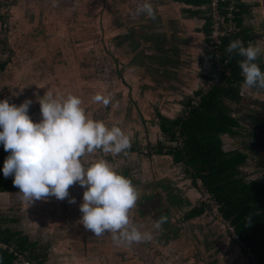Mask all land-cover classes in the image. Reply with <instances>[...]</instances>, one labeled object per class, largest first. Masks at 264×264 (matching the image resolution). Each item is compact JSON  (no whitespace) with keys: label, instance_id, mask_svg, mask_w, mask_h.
<instances>
[{"label":"rangeland","instance_id":"rangeland-1","mask_svg":"<svg viewBox=\"0 0 264 264\" xmlns=\"http://www.w3.org/2000/svg\"><path fill=\"white\" fill-rule=\"evenodd\" d=\"M96 1L97 0H83L80 10H76V4L72 3L70 0H20V2L16 3L14 6L12 3L17 2L16 0L4 1L5 6L2 12L5 13L8 11V15H6L5 21L0 20V99L7 98L10 103H15L17 105L22 103L25 99H31L32 103L28 111H40L38 99L40 96H43L47 89L57 93L58 95H64V91L57 90L54 85V78L59 80V76L62 71L59 72V70H61L60 68L56 71L52 70H55V63H59L63 60L65 55L75 56L76 61L79 57H81L77 54L76 50L69 53L67 46L71 44V40L74 44L84 43V41H88L90 38L96 37V35L91 32L95 29V26L102 28L103 24H105L103 19H101L102 21L95 22L92 18L91 14L94 12L95 7L90 10L87 9L90 5L94 6V4L97 3ZM113 2L115 4L116 0H113ZM10 4L11 6H9ZM123 7L126 9L124 3ZM67 13H69L68 19L70 20V24L67 26L69 27L68 32L76 33L75 36L66 32H60L63 28V25L61 26L62 19ZM118 19L119 17L114 18L113 24H116L117 26H121V24L123 25L124 22ZM168 29H170V27H168ZM37 34H41L39 37H42L43 40L41 38H37ZM77 36H80V38L78 39ZM107 41L108 39L105 42L99 43L97 38L95 43H93L92 46H87L88 48H85V50H87L86 52L88 54L90 53L93 56L92 63L89 67H94L95 74L93 76H95L96 80L101 82L97 86L99 87L101 85L103 90L104 88L112 90L115 83L118 82L120 76L123 74V68H117L116 64L111 62L109 63L107 55L108 53H117L119 50L120 52H123V47L121 48L116 43L110 41L107 45L109 46L108 51L107 47H105V43ZM179 42H176L177 45H180ZM161 48H163V43L161 44ZM162 51L164 54H167L164 49ZM86 52H84L83 55H85ZM189 53H191V51H188L187 53H185V51L180 54L177 53L176 56L173 57L174 59L168 58V60H170L169 62H167L165 56L161 58L163 55L156 54V59L163 64L164 68L160 69L161 73L163 72V75H160V73L158 79L155 77V82H153L154 85H151L155 86V84H159L156 86L157 89L160 90L165 88L166 90H164V92H158L157 94H154V91H152L155 97L148 100V104L150 101H153L149 104L148 109L162 110L163 112H166V114H169L171 118H176L178 114H180V116L184 114L183 103L190 97L187 95L184 96L181 92L176 94L173 89H177L178 91L180 90V87L176 84H178L177 80H182V74L184 72L182 68H184L187 64V58H190L188 56ZM196 54L197 55L192 56L193 58L195 57L193 61L190 59L191 64L194 61H198V53ZM121 56L123 57V53ZM70 59L73 60V58ZM3 63L7 64L4 68H1V64ZM67 63L69 64V62ZM171 65H173L174 69L169 68ZM191 73L192 75L200 77V73L194 65H191ZM151 77L152 75L150 78ZM150 78L149 73H144L143 76L141 75L139 77V85L141 86L139 89L138 85L134 84L125 91H120V93L115 89L112 90L110 94L113 96L110 98V103L103 107V112H101L104 116H107L106 114L112 111L109 109L115 108V112L120 113L121 117H123L122 113H126V110L130 108V111H128V117L132 119L129 114L134 110L133 107H136V102L140 105L141 114H147L143 117V124L148 127L145 129L144 125L140 121L133 122L127 119H125L124 125L125 133L130 137L131 148L136 149L135 152L127 150V155H124L123 153L112 155L110 153L105 154L101 150L97 149L93 153H86L83 157V161L85 165H87L99 158L107 159L114 169L130 178L132 184L137 188L138 193L141 196L145 193L149 195L148 197L150 200H148L147 204L149 207L148 211L153 212V217L156 216V214L157 217H160V213L166 209L165 206H161L160 199L167 197L169 195V190H165L164 187H161V189L165 191L159 192L154 187V184H152V182H154L152 179V170L154 168L152 161L154 162V160L149 159V157L144 154V149L149 148L147 145L148 141L151 139L154 144H156L157 139H163L166 142L168 140L165 135L162 134L159 126H155L157 122L159 124V121H154L151 114L146 112V107L138 101L139 97L142 102L143 99H145L144 97L149 90L146 80ZM172 80H176V83H173ZM95 83L98 82L96 81ZM200 84L202 83L198 84L197 89L201 86ZM73 87L72 89L74 91H76V88L79 89L77 85H73ZM98 89L100 90V88ZM137 93H139V97L137 96ZM173 93L176 95L172 96ZM195 93L196 92H192V98L195 97ZM37 117L40 120L41 114L39 113ZM152 124H154L153 127ZM258 124H261V121H258ZM240 133H242L243 138L235 136L226 140L225 137L222 138L221 136V139L224 140L223 144L225 147L223 146V148L225 151L228 149V151H230V149H235L237 145L241 144V141L243 146L245 145L243 142H247V140L243 139H246L247 136L249 137L250 130L246 126H243ZM174 144L180 145L178 141L174 142ZM7 155L8 153L6 156ZM252 156H256L257 158L252 159ZM161 159H163L162 161H167L170 162L169 164H172L169 156L160 158V160ZM263 159L264 153L261 154V151L259 150L257 151V154L250 153L246 158L245 163L240 164L241 166L239 168L241 173L245 176V178H247V180L252 177H257L258 174H260L259 176L262 175L260 172L264 171ZM129 174L132 176H129ZM137 176H141L145 183L142 184L143 181H141V183L139 182V185L135 184V179H137V182L139 181ZM262 177H264V175ZM70 187L71 185L68 189L69 197H75L74 203H70L66 197L64 199H57L54 196H50L48 197L50 199L44 202V204H42V201H35L34 207L30 204L29 208L27 203L26 205H21L23 206L22 208H19L12 200V197H10V201L12 200L11 206L6 210H9L8 215L11 217H7H13L16 221L11 223L7 220H3L0 222L2 226L9 225L12 229L20 230L24 234H27L30 241H37L39 247L38 250L47 255V264H58L61 261V253L59 254V251L68 252L69 256L72 255L71 258L73 260L76 259L75 257L77 253L82 252L83 254H87L89 251L88 243H91L89 239L90 234H87L86 232L91 230L85 229L83 224L80 223L82 213L80 212L79 205L82 202L84 190L78 182L74 183L72 188ZM155 202H158V208ZM31 209L36 211L31 212ZM25 211L30 212L32 219L37 213V219H39L38 217L40 216L42 217V220H47L48 218L49 221L32 224L31 226L24 215ZM3 214L6 213L3 212ZM205 219H207L206 216ZM182 225L187 231L182 233L186 232L185 237L189 239L188 241L194 242L193 232L192 235L188 233L189 229L187 225H189V223L185 221ZM197 225L198 223L195 222V226ZM45 228H50L53 232L52 235L45 234L44 232L47 231ZM166 228L168 229L161 234V240L155 237L149 241L147 245L137 246V248L133 247V250L137 251V256L142 259L143 264H175L173 254L175 253V248L178 247L175 246V243L178 244L177 242H180L179 240L182 238V229L177 231V228L174 226ZM175 235H178L176 239L174 237ZM74 237H80L81 241H85L87 245L85 247H81L80 250H77L78 246H71V242L74 240ZM166 242L170 243L169 247L163 245V243ZM234 243L236 245H240L235 241ZM139 247H142V249H139ZM55 251H57V253H55ZM229 251H231L229 254H226L225 256L221 255V259L232 262L235 255H240L237 247L230 248ZM179 259L184 261L183 258ZM83 261H86V264H93L90 258H85ZM16 262H19L18 258L16 259Z\"/></svg>","mask_w":264,"mask_h":264},{"label":"clouds","instance_id":"clouds-1","mask_svg":"<svg viewBox=\"0 0 264 264\" xmlns=\"http://www.w3.org/2000/svg\"><path fill=\"white\" fill-rule=\"evenodd\" d=\"M132 15L155 19L151 0H138ZM225 50L241 57L238 65L242 88L264 89V70L257 63L261 48L236 38ZM92 100L105 106L110 103L109 96L100 93L94 94ZM38 102L41 119L33 121L28 111L31 99L19 105L7 98L0 99V144L8 152L0 171L5 177H13L21 199L29 204L49 196L64 199L69 196V186L78 182L84 188L79 209L80 223L85 229L94 236L110 233L118 246L151 241L166 217L153 220L150 229L133 223L130 210L138 192L130 178L114 169L105 158L87 165L83 161L86 153L97 149L105 154L127 155L130 137L118 123L108 126L89 117L78 95H58L47 89ZM69 202L74 203L75 197Z\"/></svg>","mask_w":264,"mask_h":264},{"label":"flooded vegetation","instance_id":"flooded-vegetation-1","mask_svg":"<svg viewBox=\"0 0 264 264\" xmlns=\"http://www.w3.org/2000/svg\"><path fill=\"white\" fill-rule=\"evenodd\" d=\"M5 0H0V20L1 18H6V15H8V11L5 13L2 12L3 8L5 6L4 4ZM17 2L12 3L13 6L16 5V3H19L20 0H16ZM29 1V0H28ZM72 3L76 4V10H80V7L82 5L83 0H70ZM123 1L124 0H116L115 4L113 0H97L96 4L94 6L90 5L87 7V9H93L95 7L94 12L91 14L92 18L95 22L102 21L105 24H103L102 28H99L95 26V29L92 30L96 37L90 38L88 41H84V43H77L74 44L72 40L70 41V45H68L69 53L73 52V50L77 51V54L81 57L78 58L76 61L75 56H69L65 55L63 60H61L59 63L56 62L55 64V70H59V68L62 71L59 76V80H56L54 78V85L57 90H63L64 95H67L68 93H72L75 95H78L82 99V106L85 108L86 113L89 117L102 120L105 122L106 125L111 126L113 123H118V125L122 128V130L125 131L124 125H125V119L131 120L133 122H141L143 124L144 118L147 114L142 115L140 112V105L136 102V107H133L134 110L131 111L129 114L132 119L128 117V110H126V113L123 112V117H121L120 113L115 112V108H111L109 110H112L110 113L106 114L104 116L101 112H103V107L105 105L95 102L92 100V96L96 93H100L102 95L109 96L111 98L113 95L110 94L112 90H117L119 93L120 91H125L128 88V84L126 81L125 73H123L120 76V79L116 80L117 83L113 86L112 90H107L101 87V85L98 87L100 81L96 80L95 76V70L94 67H89V65L92 63V55L87 53L85 48L87 49V46H92L93 43H95L96 39L98 38L99 43L105 42L107 39L108 41L105 43V47H107L109 51V42H114L121 48L123 47L124 37L123 35L128 31V28L136 27L133 26V21H127L129 16L128 11L123 7ZM11 6V4L9 5ZM62 14V13H61ZM69 13L65 14V17L62 19L61 26L63 25V28L60 30V32H66L68 34L76 35V33H69L67 27L70 24V20L68 19ZM124 22L123 25L117 26L116 24H113V19L118 18ZM118 19V20H119ZM208 23V20H207ZM57 26V24H56ZM55 26V30H56ZM41 35V34H40ZM40 35L37 34V38ZM208 32L206 33V39L207 41V52H204L206 55H209L208 62L210 64V67L212 66V58L211 53L209 52L208 47V39H207ZM73 36V37H74ZM79 39L80 36H77ZM140 39H142L140 37ZM43 40V39H42ZM164 45L168 46L169 44L167 42H162ZM138 49H142V46L139 43ZM85 55H83V53ZM113 53V52H112ZM123 52H120V50L117 53L109 54L107 55L109 63L116 64L117 68H123L124 66V59L121 56ZM70 58H73L71 60ZM69 62V64L67 63ZM184 74V73H183ZM182 74V76H183ZM209 77V74L207 75ZM202 79V77H201ZM98 83H95V82ZM123 82V83H122ZM126 82V83H125ZM207 80H201L200 84L197 89V92L195 93V97H198L199 93L203 92V87L206 85ZM69 85V86H68ZM73 85H77L79 89L76 88V91L72 89ZM74 88V87H73ZM100 88V90L98 89ZM72 89V90H71ZM151 93H147L146 96L149 97ZM190 97V96H188ZM143 102L141 101L140 97L138 98V101L142 103L144 107H146L149 114H151V117L157 121H159L155 124V126H159L162 134L165 135L167 138V142L163 139H157L156 144L153 143V140L148 141L149 148L144 149V154H146L149 159L154 160L152 161L153 168V180L152 184H154V187L157 189V191L164 192L165 190H169V195L165 198H161V206H165L166 209L160 213V216H165L166 221L162 225L161 230L154 231V236L157 237L159 240L162 239V233L165 232L168 228L166 227H172L174 226L177 228V231L182 229L181 233L186 231L182 223L185 221L189 223L188 226V233L192 235V232L194 234V242L188 241L187 237H185V233H182V238L179 240L180 242L175 243V246H178L175 248V253L173 254V260H175V264H252L249 256L244 251V249L240 245H236L234 243L233 236L231 234L230 230V224L229 222L220 216L219 214L212 213V210L209 208L208 205L204 203L202 200V192L197 184V181L191 172V169L187 163H185L182 160H176V157L174 154L168 153V146H175L174 142L175 140H171V138L168 136V131L164 129V126L167 128L170 127L169 122L165 123L163 126V122L160 116H163L166 119H169L171 122L176 120L178 117H181L180 114L176 118H171L169 114H166V112H163L162 110H150L148 109L149 104L153 101H150L148 104V100H150L147 97H144ZM194 98L192 96L183 103L184 107V114L187 113L188 109V103H192L194 101ZM4 99V98H3ZM146 102V104H145ZM160 102V101H159ZM145 104V105H144ZM185 104V106H184ZM115 109V110H114ZM100 110V111H99ZM100 112V113H98ZM183 114V115H184ZM160 115V116H159ZM248 124V122H247ZM145 129L148 126H145L143 124ZM154 124H152V127ZM236 126V123L234 124ZM256 124L248 125L247 128L250 130L249 137L247 136L246 139L247 142H243L245 147L242 144L237 145V147L234 149V151L246 153L247 157L250 153L257 154L258 151H261V154L264 153V148L262 149L261 142L264 138V134L262 130L259 127H256ZM259 135H263V137L259 138ZM252 141V143H251ZM249 143H251V146H249ZM162 146V148H161ZM161 148V150H160ZM246 148V149H245ZM130 151H134L136 149L130 148L128 149ZM162 153V154H161ZM165 156H169L171 158L172 164H169L170 162L162 161L160 158H164ZM246 157V158H247ZM256 156H252V159H256ZM246 160V159H245ZM264 160V159H263ZM174 166V167H173ZM183 167V168H182ZM167 168V169H166ZM264 172V171H263ZM263 172L261 176L258 174L257 177H252L251 179H257L260 182L264 181V175ZM256 174V173H255ZM131 174H129L130 176ZM132 176V175H131ZM135 179V184L139 185L141 181H143L142 184L145 183L144 180H142L141 176ZM136 177V178H137ZM140 182V183H139ZM160 189H159V188ZM161 187H164L165 190L161 189ZM137 189V188H136ZM84 190V188H83ZM138 192V190H137ZM145 193L144 195H140L138 193V199L134 205V207L130 210V219L133 221V223H137L139 225L143 226V229H150L152 221L159 218L156 216L153 217V212L148 211V200L149 195ZM145 196V197H144ZM151 196V195H150ZM146 200V201H145ZM139 202V203H138ZM141 202V203H140ZM157 204L158 208V202H155ZM144 213V214H141ZM140 214V216H139ZM205 216L207 219H205ZM222 217V219H221ZM205 219V220H204ZM195 220V221H194ZM195 222L198 223L197 226H195ZM179 224V225H178ZM186 226V227H187ZM180 227V228H179ZM142 229V230H143ZM87 234H90V241L88 243L89 248V254L90 259L93 264H143L142 259L137 256V251L133 250L134 248H137V246H144L147 245L148 242H141V243H135L131 246H125L123 244L116 245L112 238L110 233H105L102 236H94V233L92 231L86 232ZM189 235V234H188ZM92 237V238H91ZM175 239L178 237V235L174 236ZM180 237V236H179ZM174 241V239H173ZM164 246L169 247L170 243L166 242L163 243ZM71 246L80 247L81 248V238L80 237H74V240L71 242ZM237 247L239 249L240 255H235L232 260V262H229V260L224 261L221 259V255L225 256L226 254H229L231 251H229L230 248ZM139 249H142V247H139ZM144 252V251H143ZM183 258V260L179 259ZM189 259V260H187ZM187 260V262H186Z\"/></svg>","mask_w":264,"mask_h":264},{"label":"trees","instance_id":"trees-1","mask_svg":"<svg viewBox=\"0 0 264 264\" xmlns=\"http://www.w3.org/2000/svg\"><path fill=\"white\" fill-rule=\"evenodd\" d=\"M210 1L196 0L199 4L207 6ZM1 20L5 21V18ZM209 30L208 22L206 31L209 32ZM236 36L246 42L243 31H239ZM236 36L229 35L223 38V52ZM225 56L227 57L226 68L229 69L230 74L213 86L208 93H199L200 101L197 105L188 103L187 113L172 122L159 116L163 126L169 122L170 127L164 126V129L169 132L168 136L171 140L180 143V145L168 146V153L174 154L176 160L189 163L194 177H200L205 184L207 183L208 190L219 203L221 216L234 227L242 243L250 246L255 254L256 263L264 264V181L247 180L239 168L247 154L234 150L225 151L222 146L221 135L234 134L231 127L233 123L230 117L231 110L226 105V101L240 102V86L243 80L238 65L241 58L235 53L226 52ZM211 58L213 60V55ZM6 64H1V68H4ZM261 146L263 149L264 138ZM7 153L3 148L0 154V169L3 167ZM15 189L18 187L13 184V177H5L0 171V191ZM3 220L11 223L16 221V219L0 215V222ZM0 240L15 245L22 252L28 251L29 257L35 259L37 264H47V255L38 250V242L30 241L28 235L20 230L2 226L0 223ZM16 259L13 253L0 248V264H18Z\"/></svg>","mask_w":264,"mask_h":264},{"label":"crops","instance_id":"crops-1","mask_svg":"<svg viewBox=\"0 0 264 264\" xmlns=\"http://www.w3.org/2000/svg\"><path fill=\"white\" fill-rule=\"evenodd\" d=\"M226 1L228 0H225V2ZM233 1L237 2L241 6V11L237 20L239 31L244 32L246 36V43L252 42L261 48L262 55L258 57L257 63L261 69L264 70V0ZM123 3L129 13L127 21H133V26H136L132 27V29L129 27L128 31H126L123 35V59L125 61L123 73H125L126 81H128V88L137 84L139 89L141 87L139 85V77L141 75L143 76L144 73H149V78L151 75L152 77L147 79L146 83H148L147 87H149L148 93H151V95H149V97L145 95V97L151 100L155 97L153 93L157 94L158 92H164V90H166L165 88L160 90L157 89L156 86L159 84L152 86L154 85L153 82H155V77L157 79L159 78V74L161 73L160 69L164 68L162 62H159V60L156 59V54L163 55L161 58L165 56L167 62H169L170 60H168V58L174 59L173 57H175L177 53L180 54L184 51L185 53L191 51V53L188 54L190 58H187L188 62L185 67L182 68L184 70L182 80H177L178 84L176 85L180 87V90L178 91L177 89H173V91L176 92V94L181 92L184 96L187 95L191 97L193 96L192 92H197V86L201 83V80H207L206 83H208L211 78L212 66L210 67L208 62L209 55L204 53L207 52V41H205L207 33V5L201 3L199 4L196 0H151L155 10V19H151L145 16L137 17L132 15L138 0H124ZM168 27H170V29H168ZM140 37L142 39H140ZM162 42H167L169 45L166 46L163 43V48H161ZM176 42H179L181 46L177 45ZM139 43L142 46V49H138ZM163 49L167 52V54L163 53ZM196 53H198V61H194L191 64L190 61H193L195 58L192 56L197 55ZM210 55L212 56V54ZM221 59L225 65V74L222 77L223 79L230 73L229 69L226 68L227 57L223 55ZM213 64L214 61L212 60V65ZM191 65H194L198 69L200 77L192 75ZM169 68L174 69L173 65L169 66ZM162 73L160 75H163ZM208 74L209 77L206 76ZM172 82L176 83V80H172ZM152 91L154 92L152 93ZM176 94L173 93L172 96ZM240 94V102L233 103L226 101V105L231 110L230 117L232 118L233 123H236V126H234L233 123L231 125L234 134L225 133L221 135L222 138L225 137L226 140L235 136L243 138L242 133L239 131L242 130L243 126L247 127L249 124H256V127H259L264 134V89L242 88V86H240ZM137 96L139 97V93H137ZM39 113L40 111H29V115L33 121H39V118L37 117ZM258 121H261V124H258ZM261 137H263V135L259 136V138ZM223 143L224 140L222 139V146H224ZM231 150L232 149H230V151ZM18 192L19 189L0 191L1 216L11 217L8 215L9 210L6 209L10 208L12 200L19 208H22L23 206L21 205H26L27 203L30 208L29 202L22 200L21 194ZM10 197H12L11 201ZM49 199L50 198L48 197L46 199H37L34 200L31 205L34 207L35 201H42V204H44V202ZM32 211L36 210L31 209V212ZM3 212L6 214H3ZM24 215L31 226L32 224L49 221L47 217V220H42V217L40 216L38 217L39 219H37V213L32 219V215L29 211H25ZM45 230H47L44 232L45 234L52 235L53 232L50 228H45ZM80 249L81 248L79 247L77 250ZM55 253H57V251H55ZM59 254L61 261L58 264H86V261L83 260H85V258H90V254L86 256L82 252L77 253L75 260L71 258L72 255H68V252L59 251Z\"/></svg>","mask_w":264,"mask_h":264},{"label":"built area","instance_id":"built-area-1","mask_svg":"<svg viewBox=\"0 0 264 264\" xmlns=\"http://www.w3.org/2000/svg\"><path fill=\"white\" fill-rule=\"evenodd\" d=\"M222 2H225V0H211L209 5L206 7V18L210 23V30L207 35L208 47L209 52L213 55L214 64L212 65L211 78L207 85L203 87V94L208 93L214 85L221 81L223 75L225 74V65L221 59L224 55V52H226H223L222 50L223 38L229 35L236 36L239 32L237 20L241 11V6L233 0H229L228 2L226 1V4L224 5ZM236 38H240L242 40V38L239 36H236L235 39ZM199 101L200 96L196 97L192 104L197 105ZM2 152L3 145L1 144L0 154ZM196 181L202 192V200L204 203L209 206L213 213L219 214L221 216L219 211V203L212 196V193L208 190L203 179L198 177ZM230 230L234 241L242 246L252 263H256L255 254L251 250L250 246L242 243V241L236 235L235 229L231 224ZM0 248L6 249L13 253L19 259V262H17L18 264H37L35 259L29 257L28 251L22 252L18 250L13 244L0 240Z\"/></svg>","mask_w":264,"mask_h":264},{"label":"water","instance_id":"water-1","mask_svg":"<svg viewBox=\"0 0 264 264\" xmlns=\"http://www.w3.org/2000/svg\"><path fill=\"white\" fill-rule=\"evenodd\" d=\"M240 132V131H239ZM237 133H238V131H237ZM249 146H251V143H249ZM257 151H258V149H257ZM73 187V185H71V187L70 188H72ZM68 200H70L71 199V197H66ZM51 213H54V212H51ZM87 245V243L85 242V241H81V247H85ZM89 254V252L87 253V254H85L86 256Z\"/></svg>","mask_w":264,"mask_h":264},{"label":"bare ground","instance_id":"bare-ground-1","mask_svg":"<svg viewBox=\"0 0 264 264\" xmlns=\"http://www.w3.org/2000/svg\"><path fill=\"white\" fill-rule=\"evenodd\" d=\"M225 53V52H224ZM225 55V54H224ZM151 60V59H150ZM207 76V75H206ZM240 114V113H239ZM107 117V116H106ZM253 118V117H252ZM177 130V129H176ZM162 154V153H161ZM177 156V155H176ZM168 158V157H167ZM179 159H182V158H179ZM167 162V161H166ZM189 164V163H188ZM174 167V166H173ZM183 168V167H182ZM167 169V168H166ZM207 184V183H206ZM9 226V225H8ZM7 226V227H8ZM5 229V228H4ZM8 231V230H7ZM5 237H7V236H5Z\"/></svg>","mask_w":264,"mask_h":264}]
</instances>
